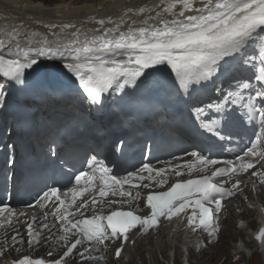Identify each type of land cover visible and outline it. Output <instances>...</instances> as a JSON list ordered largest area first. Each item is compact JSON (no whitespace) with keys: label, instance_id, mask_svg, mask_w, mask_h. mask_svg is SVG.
Segmentation results:
<instances>
[{"label":"snow or ice","instance_id":"snow-or-ice-1","mask_svg":"<svg viewBox=\"0 0 264 264\" xmlns=\"http://www.w3.org/2000/svg\"><path fill=\"white\" fill-rule=\"evenodd\" d=\"M106 7L104 16L88 15L79 26L73 21L28 17L32 24L45 29L43 33L28 31L19 19L9 22L8 15L0 16V119L14 111L19 128H13L8 136L17 131L21 135L19 145L5 144L12 151L0 169V203L19 195L18 181H26L31 174V168L28 175L16 171L15 153L21 148L27 151L23 139L26 134L34 132L37 141L41 136L46 138L45 158L57 157L55 137L61 131L70 134L68 118L81 119L93 109L102 112L110 98L120 93L121 103L162 113L165 119L168 106L180 105L202 134L222 150L226 141L239 136L249 125L255 140L237 153L235 160L221 161L201 151H190L192 162L159 169L143 164L123 178L92 157L89 171L75 176V186L63 193V198L60 189L51 186L39 195L35 205H29L44 208L49 202H58L51 213L55 218L52 227L59 224L62 235L53 243L63 242L62 254L51 260L23 256L13 264H106L109 243L120 242L115 249L119 259L128 244H135L129 235L133 230L149 234L159 229L162 218L171 222L189 209L187 228L199 229L218 241L222 201L241 190L239 180L226 188L220 178L228 183L264 161V0H149L141 5L114 2ZM14 10L20 11V6L15 5ZM68 11L66 8L64 14ZM87 24L97 27L87 29ZM157 74L168 77L163 85L153 83ZM61 76L74 78V97L65 96L55 83ZM82 105H87V112ZM127 146L120 140L116 148L123 151ZM148 148L144 146V150ZM215 165L223 166L214 168L210 175L176 181L165 191L147 194L149 215L119 209L107 215L97 212V204L109 195L139 200L140 193L133 196L129 189H139L141 184L144 188L152 184L163 188L168 173L180 177L185 174L181 170L184 168L191 176ZM250 175L258 176L264 185V171ZM145 180L148 183H143ZM89 191H95V195L78 204ZM128 202L109 200L108 204L123 206ZM89 210L93 212L90 217L86 216ZM259 211L264 225V208ZM25 215L11 207H0V229L14 227L13 218ZM48 215L44 214L45 221ZM25 223L27 240L15 229L10 247L38 245L43 230L51 231L48 223L36 229L34 225L41 222L35 216ZM255 240L264 246V226ZM47 255L52 256V250ZM0 257H6V252L0 250Z\"/></svg>","mask_w":264,"mask_h":264},{"label":"bare ground","instance_id":"bare-ground-1","mask_svg":"<svg viewBox=\"0 0 264 264\" xmlns=\"http://www.w3.org/2000/svg\"><path fill=\"white\" fill-rule=\"evenodd\" d=\"M114 2L129 5H141L144 3H148L149 0H86L85 2H80V0H62L58 2L50 0H0V16L8 15L9 22H16L19 19L26 24L28 31L36 30L43 33L45 32V29L32 24L31 20L28 19V17L36 16L46 21H73L76 22L79 26L81 20L86 19L88 15L96 14L97 17L104 16L108 11L106 6ZM15 5L20 6V11L14 10ZM66 8L69 9L67 15L64 14ZM25 14H27V16ZM135 19H137V21L139 20V18ZM0 23H3V21H0ZM95 27H97V25L95 24L85 25V28L87 29H94ZM91 34L92 33L89 32V35ZM51 39H55V37H51ZM26 43V41H22V44ZM62 43H67V40H62ZM152 81L153 83L160 85L162 82V78L154 76L152 78ZM55 83L57 84V86L75 84L74 78H71L70 76H61L57 81H55ZM169 185L171 184L169 183ZM169 185H165L163 191L167 190L170 187ZM37 221L43 223L44 219L42 217H38ZM4 238H8L7 232L4 233ZM151 240L155 241L156 239L153 238ZM149 245L155 248V250H153L154 252L152 250L149 252L150 262L153 261L155 264H157V250H160L161 254L163 256H166L167 248H162L161 246L159 247L157 244L150 243ZM212 250H215V247L209 248V251ZM139 256L142 257V252L140 250ZM142 263L145 264V258L143 259ZM129 264H135V260ZM202 264H206V262L203 261Z\"/></svg>","mask_w":264,"mask_h":264},{"label":"rangeland","instance_id":"rangeland-1","mask_svg":"<svg viewBox=\"0 0 264 264\" xmlns=\"http://www.w3.org/2000/svg\"><path fill=\"white\" fill-rule=\"evenodd\" d=\"M50 1L58 2V1H62V0H50ZM85 1L86 0H80V2H85ZM91 1H95V0H91ZM84 120H86V119L85 118L84 119L83 118L76 119L75 123H76V125H78V123H81ZM235 234H236V231L233 228V226L231 224H229V223H225V231L222 234V238H221L220 244L217 245L215 250L210 251V253H212V258L210 259L209 257L204 256V257H201L200 259L199 258H195L194 262H197L199 264V262L206 260L207 264H219L220 261H224V258H227L225 264H230V261H231V257L230 256L231 255H230V252H229L230 251L229 247L231 246L232 241H234ZM232 236H233V238H231ZM151 250L153 251V250H155V248L150 246L148 251L150 252ZM140 251L142 252L141 259H142V262H143V259H144L143 255L145 254V251H142V250H140ZM157 254H158V252H157ZM157 254H156V257H157ZM160 255H161L162 258L167 259V251H166V256H163L161 254V252H160ZM206 261H204V262H206ZM251 263H252V261H249V260L244 259V258L240 260V264H251ZM136 264H142V263H141V261L136 260Z\"/></svg>","mask_w":264,"mask_h":264}]
</instances>
